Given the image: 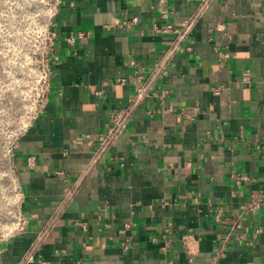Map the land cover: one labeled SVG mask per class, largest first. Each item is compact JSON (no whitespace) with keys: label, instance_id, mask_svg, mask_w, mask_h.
<instances>
[{"label":"crops","instance_id":"1","mask_svg":"<svg viewBox=\"0 0 264 264\" xmlns=\"http://www.w3.org/2000/svg\"><path fill=\"white\" fill-rule=\"evenodd\" d=\"M189 19L176 47L155 30ZM56 22L49 97L15 147L27 224L0 264H264V204L243 213L264 192V0H63ZM212 201L243 222L217 260Z\"/></svg>","mask_w":264,"mask_h":264},{"label":"rangeland","instance_id":"2","mask_svg":"<svg viewBox=\"0 0 264 264\" xmlns=\"http://www.w3.org/2000/svg\"><path fill=\"white\" fill-rule=\"evenodd\" d=\"M50 0H0V241L16 231L15 147L35 115Z\"/></svg>","mask_w":264,"mask_h":264},{"label":"built area","instance_id":"3","mask_svg":"<svg viewBox=\"0 0 264 264\" xmlns=\"http://www.w3.org/2000/svg\"><path fill=\"white\" fill-rule=\"evenodd\" d=\"M160 5H167L169 0H158ZM182 1H190V0H182ZM50 5H51V15L49 18V23L47 25V30H46V37H45V48H44V54H43V60H42V65L40 66V71H39V93H38V100L35 108V115L33 117V120L40 114L42 107L46 100L49 97L50 93V86H51V77L53 74V66L55 62L57 61L56 57L53 55V48L56 43V37H57V31L55 27L57 26L56 22V16L60 10V7L63 3V0H50ZM170 14H174V10L170 11H165L164 16L168 17ZM195 19H189L186 21H183L180 23V26H177L175 23H167L164 27H156L157 32H162V33H167V32H173L176 33L177 37L176 40L174 41V47H176L179 43V40L188 33L190 29V25L193 23ZM136 18L133 19H125L123 23H128V22H135ZM114 26V25H110ZM84 33H80L82 36ZM68 42L73 43L74 42V37H69ZM159 68V65L157 66V69ZM156 69V70H157ZM139 77V76H138ZM142 77V76H140ZM241 80L243 82H250L251 80V73L249 70H245L242 75H241ZM222 86H215L213 88L214 94H219L222 90ZM147 88L145 87H139L138 88V94L139 95H144ZM167 94V90L162 91L159 96L161 98H164ZM166 111H171L173 110V107L171 105H168L165 107ZM127 114L128 111H118L112 114L110 122L107 127V132L105 135L100 137V142L102 145V149L106 148V146L113 141V139L117 136L119 131L123 128V126L126 123L127 119ZM32 120V121H33ZM31 121V122H32ZM30 125V124H29ZM257 148L261 152L263 158H264V141H260L257 144ZM15 166V165H14ZM15 171L17 174V169L15 166ZM17 176V175H16ZM234 181L237 184L242 183L244 180H247L246 175H232ZM17 182H18V210H17V227L16 231H21L25 228L27 224V217L24 215L22 211V203L23 200L25 199V192L19 183L18 177H17ZM264 204V192H259V191H252L249 198L244 202L243 206V213L248 214L252 211L257 210L261 205ZM209 210L213 213H215L220 219L221 223L223 225V228H229V231L225 235H221L219 233L218 235V246L215 250L214 253V260L219 259L224 255V249L229 243V241L233 238L239 239L241 237V228L243 226V222L241 219H231V217L227 214V207L223 202L220 201H212L209 204ZM15 231V232H16ZM169 231V228H166V232ZM166 237V235H165ZM184 244L186 247H189V241L187 237H184L183 239ZM38 246V245H36Z\"/></svg>","mask_w":264,"mask_h":264}]
</instances>
